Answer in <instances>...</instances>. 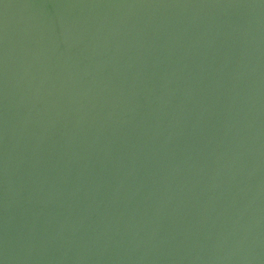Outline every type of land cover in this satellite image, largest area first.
<instances>
[{
    "label": "water",
    "instance_id": "95a60500",
    "mask_svg": "<svg viewBox=\"0 0 264 264\" xmlns=\"http://www.w3.org/2000/svg\"><path fill=\"white\" fill-rule=\"evenodd\" d=\"M0 264H264V0H0Z\"/></svg>",
    "mask_w": 264,
    "mask_h": 264
}]
</instances>
